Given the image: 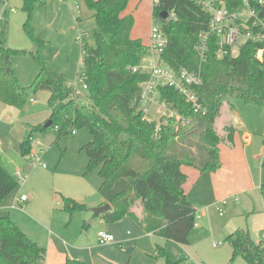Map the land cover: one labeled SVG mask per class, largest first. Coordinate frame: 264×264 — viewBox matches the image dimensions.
I'll return each mask as SVG.
<instances>
[{"label":"trees","instance_id":"16d2710c","mask_svg":"<svg viewBox=\"0 0 264 264\" xmlns=\"http://www.w3.org/2000/svg\"><path fill=\"white\" fill-rule=\"evenodd\" d=\"M47 0H22L27 14L25 29L33 42L32 50L11 49L0 40V102L22 108L38 90H47L51 124L30 125L18 149L27 156L33 141L46 134L55 142L73 131L86 129L92 138L81 150L88 161L86 172L96 170L102 182L98 188L111 209L102 213L106 222H116L130 216L150 233L168 241L186 245L196 223V207L188 198L184 183L187 176L183 164L198 167L201 172L216 171L221 166L219 146L234 145L233 125L216 129L224 100L241 99L247 104L264 107V69L255 56L258 45L246 41L234 56L217 58L215 45L209 43L206 60L200 62L195 51L200 32L207 28L209 15L190 0H157L153 3V19L160 20L168 37L162 58L173 67H200L202 83L193 87L205 112H195L185 97L169 86H159L160 98L180 114L184 121L171 118L156 127L154 121L142 118L134 102L139 83L148 74L133 71L148 53L147 45L130 34L131 15H122L128 0H85L93 11V43L81 42L82 76L87 85V102L80 103L77 89L67 83L62 73L47 68L40 50L45 42L34 34L31 26L35 4ZM228 8L241 0H221ZM173 10L175 17L161 18L164 11ZM30 54L39 65V72L28 86L20 84L13 64L15 55ZM177 139V142L175 141ZM172 141L175 144H172ZM264 144V138H263ZM194 145L203 150L205 160L194 163ZM173 149V154L168 153ZM189 153L190 156L187 155ZM264 168V161L262 163ZM18 181L0 160V205L17 187ZM264 193V175L260 180ZM61 209L69 216L86 210L83 203L61 196ZM142 207L144 217L139 220L133 211ZM225 241L232 256L243 258L247 264H264V238L255 243L247 229L236 228ZM45 248L32 240L9 215L0 217V264H32L40 261ZM156 257L164 264H178L165 247L156 246ZM64 264H88L80 259L67 258Z\"/></svg>","mask_w":264,"mask_h":264},{"label":"crops","instance_id":"0c3cea01","mask_svg":"<svg viewBox=\"0 0 264 264\" xmlns=\"http://www.w3.org/2000/svg\"><path fill=\"white\" fill-rule=\"evenodd\" d=\"M1 2L3 0H0ZM49 114L50 112L48 111L43 117L35 119L36 123H27L28 128L30 125L45 122ZM5 119H9V116H5ZM246 128L240 136L242 140L239 137H234L236 140L232 147L219 146L221 166L216 171L201 172L198 167L193 165L183 164L181 166L182 172L187 176L183 186L184 190L196 207L195 230L193 229L195 236L192 239L193 241L204 238L207 235V231L212 234L214 229L213 231L212 229L209 231L207 224H214V211L219 209L218 212H221L219 207L221 204H224L222 201L224 200L226 204L230 199L234 201L229 208L232 219L223 223L221 233L224 232V234L227 233L228 235L236 228L242 227L243 218L247 214V230L251 238L255 243H259L261 240V234L264 232V220L261 217L264 215V210L256 207L254 203L258 200L255 192L257 189L260 190V180L263 174L254 166L253 161L259 155L256 154L255 150L251 152L253 142L249 127L246 126ZM73 134L74 137L71 142H67L66 138H64L53 145L62 146V150L65 152L69 147L73 152H76L77 149L81 151V147L92 138L86 129L75 131ZM0 135L2 137L0 160L12 174L13 171H11L5 160L6 157H11L5 151L4 145V141L9 139L8 137L10 136L7 124L0 125ZM26 135L27 130L23 138ZM40 138L34 140L31 150L34 152L43 151L42 157L47 160V165L42 167L43 169L35 168L33 170V181L39 182L41 177H45V183L48 184L45 212L39 215L42 211H38L34 207L38 191L35 189L36 184L32 182V187L26 188L27 192L21 193V195L25 194L27 196L25 201H19L21 195L16 197V204L19 206L23 205L25 209L29 210V213H25L23 210L21 211L23 212L21 215L13 210H7L4 214H8L22 231L45 248L43 258L32 264H64L67 258L80 259L88 264H164L163 258L155 256L157 245L165 247L169 256L174 261H180L185 258L189 252L187 247L191 245L190 241L186 245L168 241L161 236L147 232L139 222L130 216H124L116 222H106L102 214L96 215L90 210V208L103 205L107 202L98 192L102 179L98 176L97 171L85 173L88 161L86 154L77 155L79 157L78 161L74 165H71L67 173L71 179H67V181L65 179L61 185L53 180L51 182L48 181L47 179H50L60 171L59 162L63 154L60 155L57 163H55V154L50 153L51 148L47 152L43 149L44 147L40 142ZM175 141L177 142V139ZM12 153L14 155L11 157L13 161L18 165L24 164L19 149L16 152L12 151ZM17 172L20 173V176L17 175ZM13 176L16 177L18 183L19 181L25 183L29 175L16 170L13 172ZM22 176H26V178L23 180ZM72 177H75V179H72ZM260 193L264 196L261 190ZM235 194H240L241 198L235 196ZM61 196L69 197L85 204L86 210L75 211L69 216L68 213L61 209ZM6 206L4 204L3 208L6 209ZM140 206L137 203L133 211L137 218L142 220L144 213L142 207L140 210ZM74 217H78V220L90 218L91 221L89 222L91 224L96 221L99 227L98 231H93L90 235L82 231L84 228H72L68 230L69 226L67 224L72 222ZM54 225L57 230L52 231L51 229H47L48 227L53 228ZM101 230L112 234L114 241L101 243L98 238V232ZM177 256H179V260Z\"/></svg>","mask_w":264,"mask_h":264},{"label":"rangeland","instance_id":"374dc122","mask_svg":"<svg viewBox=\"0 0 264 264\" xmlns=\"http://www.w3.org/2000/svg\"><path fill=\"white\" fill-rule=\"evenodd\" d=\"M153 1L154 0H128L126 8L122 12V15H131L133 17L134 22L130 34L133 38L141 39L144 44H147L148 33L154 22L152 16ZM0 6V40H5L7 46L11 49L32 50L34 45L25 29L27 14L22 8V0H3ZM92 15L93 11L87 8L85 0H47L44 3L35 4L31 19V26L34 30V34L45 42V47L40 50V53L44 58L47 68L51 71L63 74L67 83L75 87L80 94L78 98V102L80 103L87 102L85 90L82 88L83 82L81 81V42L82 40H86L90 44L93 43L92 32L95 23ZM12 60L20 84L23 86L30 85L39 72L38 62L30 54L15 55ZM49 95L50 93L47 90H38L32 95V101L28 100L22 108L12 107L0 102V125L7 124L10 133L9 139L4 141L5 151L9 153L11 157L14 156L12 151H17L19 142L22 140L25 131L27 130V133L29 132L27 123H36L35 119L43 117L46 112L49 111L47 104ZM7 115L9 119H5ZM228 125L234 126V137H239V139H241L240 136L244 133V130L247 129L246 126L249 127L253 142L251 152L255 150L256 154L259 155V157L253 161L254 166L264 175V168L262 167L264 161V107L247 104L238 98L226 99L224 100L220 115L216 121V129L221 133L223 127ZM73 135V133H70L60 139L66 138L65 140L67 142H71L74 137ZM235 138L234 142L236 140ZM60 139L58 141H60ZM0 140H2L1 135ZM40 142L46 152L51 148L50 153L55 154L56 157L55 163H57L60 155L63 154L59 162L60 171L47 180L50 182L53 180L61 185L64 183L63 181H65V179L66 181L67 179H71L67 174L68 170H70L71 165H74L78 161L79 157H77V155H84L85 152L79 149L73 152L70 147L66 152L63 151L62 146L53 145L56 142L55 136L52 134L44 135L40 138ZM172 144H175V142L172 141ZM222 146L226 145L222 144ZM193 147L195 152L191 153H194V163L199 165L205 160V153L202 149L196 147V145ZM187 152L188 151H186V153ZM168 153L174 155L173 149H169ZM187 155L190 156L189 153H187ZM11 157L4 158L11 168V171L15 172L16 170H20L22 173H27L29 176L25 183L19 181L17 187L2 201L0 205V217L4 216L7 210H13L21 215L23 213L21 211L23 210L25 213H29V210L27 208L25 209L24 206L12 208V205L16 204V197L20 196L22 192H27L26 188L32 187V182L36 184L35 189L38 191L34 207L38 211H42L39 214L42 215L45 212L48 184L45 183V177H41L39 182H36V180L33 181V170L35 168L43 169L42 167L44 166L31 163V159L28 155H22L23 158L21 159L24 164L20 165L13 161ZM43 160L45 165H47V160ZM72 179H75V177H72ZM255 194L258 200L254 205L264 210V196L260 193L259 189H257ZM235 196L241 198L240 194H235ZM233 202L234 201L230 199L226 204L220 205L219 208L221 212H218L219 209L214 211V224H207V229L209 231L211 229L213 231L214 229L212 234L207 231V235L204 238L193 241L195 229H192L189 235L191 245L187 247L189 252L178 264H247L241 257H235L231 260L232 249L225 241L227 233H221L223 223L232 219L229 208L232 206ZM4 204L5 206L7 205L5 207L6 209L3 208ZM246 217L247 214H245L241 224L242 227L240 228L247 229ZM261 218L264 220V215H262ZM89 221H91L90 218L78 220V217H74L72 222L67 224L69 226L68 230L72 228H84L82 231L91 235L93 231H98L99 227L96 221L92 224ZM47 229H51L52 231H55V229L57 230L55 225L53 228L48 227ZM177 257L179 260V256Z\"/></svg>","mask_w":264,"mask_h":264},{"label":"built area","instance_id":"2783aa9c","mask_svg":"<svg viewBox=\"0 0 264 264\" xmlns=\"http://www.w3.org/2000/svg\"><path fill=\"white\" fill-rule=\"evenodd\" d=\"M190 1L198 4L209 15L207 28L200 32L199 41L195 46L200 62H204L207 58L210 40L214 42L215 56L219 59L236 55L240 47L246 41H250L258 45L255 56L264 69V0H241L240 4L234 8H228L221 0ZM155 2L157 0L153 1ZM166 12L167 17H175L173 10ZM146 45L148 53L142 57L140 64L133 68V71L148 74L147 79L139 83V92L134 100L142 118L148 122L154 121L157 128L167 124L171 118L184 121L171 104L160 98L159 86L174 88L185 97L195 112L204 113L205 110L193 91V87L202 83L200 67L197 69H189L185 66L175 68L163 60L162 54L168 46V37L161 27L160 20L154 19ZM81 81L82 88L86 90L87 85L83 76ZM28 156L31 163L45 166L43 151L31 150ZM17 175L20 176V173L17 172ZM22 177L23 180L26 178V176ZM26 199L25 194L19 197L20 202ZM222 203L225 201L223 200ZM15 207L18 208L19 205H12V208ZM98 238L101 243L114 241V236L103 230L98 232ZM261 238H264V232Z\"/></svg>","mask_w":264,"mask_h":264},{"label":"water","instance_id":"95a60500","mask_svg":"<svg viewBox=\"0 0 264 264\" xmlns=\"http://www.w3.org/2000/svg\"><path fill=\"white\" fill-rule=\"evenodd\" d=\"M161 18L165 19L167 17V12L164 11V12H161L160 14ZM51 124V120L48 119L44 124L43 126L44 127H47ZM111 209V205L107 202V203H104L103 205H100V206H96V207H93V208H90V210L94 213V214H102L106 211H109Z\"/></svg>","mask_w":264,"mask_h":264}]
</instances>
